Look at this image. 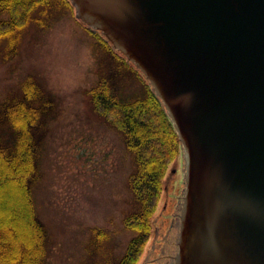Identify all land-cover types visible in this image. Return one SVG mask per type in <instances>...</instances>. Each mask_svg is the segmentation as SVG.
<instances>
[{
	"label": "water",
	"instance_id": "95a60500",
	"mask_svg": "<svg viewBox=\"0 0 264 264\" xmlns=\"http://www.w3.org/2000/svg\"><path fill=\"white\" fill-rule=\"evenodd\" d=\"M149 80L178 133L173 264H264V0H70Z\"/></svg>",
	"mask_w": 264,
	"mask_h": 264
},
{
	"label": "rangeland",
	"instance_id": "374dc122",
	"mask_svg": "<svg viewBox=\"0 0 264 264\" xmlns=\"http://www.w3.org/2000/svg\"><path fill=\"white\" fill-rule=\"evenodd\" d=\"M48 13L41 17L50 26L32 23L16 52L8 54L0 42V102L22 98L27 84L39 108L32 196L47 232L48 263L114 264L135 235L124 218L138 207L129 180L136 163L124 132L96 110L92 89L106 82L119 99L134 100L151 84L101 31L77 17L74 5ZM185 186L181 149L138 264H173Z\"/></svg>",
	"mask_w": 264,
	"mask_h": 264
},
{
	"label": "trees",
	"instance_id": "16d2710c",
	"mask_svg": "<svg viewBox=\"0 0 264 264\" xmlns=\"http://www.w3.org/2000/svg\"><path fill=\"white\" fill-rule=\"evenodd\" d=\"M59 8L72 11L73 5L69 0H0V42L6 43L8 54L17 51L24 30L32 23L50 26L41 16L46 18L49 11ZM29 87L23 85L22 98L0 102V264H49L47 232L32 196V184L39 177V139L33 131L40 124V112ZM92 99L96 110L124 132L134 154L136 169L129 180L138 207L124 222L135 235L114 264H138L152 232L164 179L182 145L161 99L148 83L144 97L121 100L102 82L92 89Z\"/></svg>",
	"mask_w": 264,
	"mask_h": 264
}]
</instances>
